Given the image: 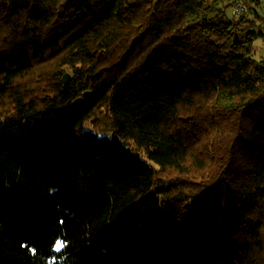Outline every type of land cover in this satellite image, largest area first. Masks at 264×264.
Returning <instances> with one entry per match:
<instances>
[{
  "label": "trees",
  "instance_id": "1",
  "mask_svg": "<svg viewBox=\"0 0 264 264\" xmlns=\"http://www.w3.org/2000/svg\"><path fill=\"white\" fill-rule=\"evenodd\" d=\"M232 1L0 0V264H264V35Z\"/></svg>",
  "mask_w": 264,
  "mask_h": 264
},
{
  "label": "rangeland",
  "instance_id": "2",
  "mask_svg": "<svg viewBox=\"0 0 264 264\" xmlns=\"http://www.w3.org/2000/svg\"><path fill=\"white\" fill-rule=\"evenodd\" d=\"M248 7H249L248 12L246 14H244L245 20H249L248 22H251L250 20H252V23L255 24V26L258 29H261L263 31V35H264V0H260L259 2H254V3L248 4ZM226 17H227L228 20H232L233 19L230 8H228L227 11H226ZM243 24L244 25H249L250 23H243ZM252 50H253V57L255 59H257V60L264 59V40H262V39L255 40L253 42ZM61 70L64 73H68L70 75V78L72 79V77H73V69L71 67L63 66L61 68ZM50 74H52V73H50ZM33 86L35 87L34 84H33ZM200 101H202V100L200 99ZM202 103H204V105L207 104V103H205L203 101L200 104H202ZM197 113L199 114L200 110H197ZM201 116H202V114H201ZM199 118L201 119V117H199ZM91 120H94L93 122L95 124H93L91 121H88L86 123L87 127H92V126L94 127L95 126L97 128H100V129L102 127H104L106 125V123H107V114H106L105 109L101 108V109L97 110L94 113V115L92 116ZM223 124L225 126H227V127H230V122L228 124L226 122L223 123ZM210 128L211 127L207 128V129L209 130ZM203 129H204V126L202 127L200 125V127L198 128L199 135L196 138H194L192 136V139H194V140L190 144L191 147H192L191 149H194L195 152H197V153H200V147L205 143V138L203 137V135L206 132H204V131L202 132ZM128 145L133 150L138 152L142 157H144L146 159L145 152H144L143 148H139L133 142H129ZM220 151H221V149L219 147H217V151H216V155H215L216 158H214V161H215L216 164L219 161ZM247 159H248L247 156L246 157L244 156L243 159L242 158L239 159L240 161H239L238 164H240L241 168L245 165V162L247 161ZM205 161L208 164V167H212V168L215 167V163L213 164L211 159H206Z\"/></svg>",
  "mask_w": 264,
  "mask_h": 264
},
{
  "label": "built area",
  "instance_id": "3",
  "mask_svg": "<svg viewBox=\"0 0 264 264\" xmlns=\"http://www.w3.org/2000/svg\"><path fill=\"white\" fill-rule=\"evenodd\" d=\"M230 9L232 16L238 18L241 15L246 14L249 7L243 0H233Z\"/></svg>",
  "mask_w": 264,
  "mask_h": 264
},
{
  "label": "water",
  "instance_id": "4",
  "mask_svg": "<svg viewBox=\"0 0 264 264\" xmlns=\"http://www.w3.org/2000/svg\"><path fill=\"white\" fill-rule=\"evenodd\" d=\"M70 75L68 73H64L61 77V82L66 85L69 81H70ZM88 95V92H85L84 93V96H87ZM80 100V99H79Z\"/></svg>",
  "mask_w": 264,
  "mask_h": 264
},
{
  "label": "snow or ice",
  "instance_id": "5",
  "mask_svg": "<svg viewBox=\"0 0 264 264\" xmlns=\"http://www.w3.org/2000/svg\"><path fill=\"white\" fill-rule=\"evenodd\" d=\"M61 247H63V243L60 240H57L55 243V248L59 249Z\"/></svg>",
  "mask_w": 264,
  "mask_h": 264
}]
</instances>
